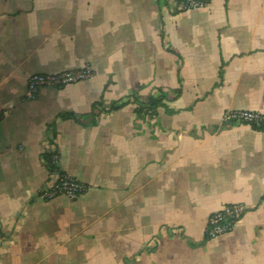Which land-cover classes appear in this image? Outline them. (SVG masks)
<instances>
[{
	"label": "crops",
	"instance_id": "obj_1",
	"mask_svg": "<svg viewBox=\"0 0 264 264\" xmlns=\"http://www.w3.org/2000/svg\"><path fill=\"white\" fill-rule=\"evenodd\" d=\"M84 65L23 100L30 74ZM161 89L152 117L91 123ZM236 109L264 111V0H0V264H264V130ZM44 148L83 193L38 196ZM226 203L245 212L205 238Z\"/></svg>",
	"mask_w": 264,
	"mask_h": 264
},
{
	"label": "built area",
	"instance_id": "obj_2",
	"mask_svg": "<svg viewBox=\"0 0 264 264\" xmlns=\"http://www.w3.org/2000/svg\"><path fill=\"white\" fill-rule=\"evenodd\" d=\"M203 0H186L180 7L184 9L196 8L204 5ZM93 75L90 66L84 65L80 68L62 70L59 72H34L26 79V85L23 93V100L34 99L39 90L43 87H62L72 82L87 79ZM225 119L229 121H245L249 125L259 127L264 126V116L257 114H248L245 111L230 110L225 113ZM52 162L57 163V154L52 155ZM87 189L84 182L77 178L59 171L53 170L49 181L43 186L38 196L43 199H51L58 195H65L69 198H75ZM264 206V193L260 196L259 202ZM245 206L239 203L223 204L218 210L212 212L206 222L205 234L208 238L228 232L233 229L235 224L245 212ZM3 241L2 231L0 229V244Z\"/></svg>",
	"mask_w": 264,
	"mask_h": 264
},
{
	"label": "trees",
	"instance_id": "obj_3",
	"mask_svg": "<svg viewBox=\"0 0 264 264\" xmlns=\"http://www.w3.org/2000/svg\"><path fill=\"white\" fill-rule=\"evenodd\" d=\"M203 1L206 3L209 0H203ZM185 2L186 0H176L177 5ZM179 92H180L179 90H176L175 94L178 95ZM163 97H165V94L162 91V89L159 90V93L157 95L150 94L145 99H139L135 95L134 91H131L128 95H126L127 100H122V98H119L118 100L111 101L106 108L104 106L103 99H101L92 105V110L89 115L91 123L95 122L96 116L99 114V112L102 111L108 113L124 105L127 101H133L137 103V106L135 108V113L137 117H144L145 115L152 117V115H154L155 113V108L162 103ZM59 117L63 119L73 118L75 120L81 121V119L84 118L85 116L80 114H75L72 112H61L59 113ZM260 128H262V126H260ZM53 154H56V151H50L46 148H44L42 151V157L44 158L46 166L50 170H57L58 167H56V164H54L51 159ZM205 238H208L206 234H205Z\"/></svg>",
	"mask_w": 264,
	"mask_h": 264
},
{
	"label": "rangeland",
	"instance_id": "obj_4",
	"mask_svg": "<svg viewBox=\"0 0 264 264\" xmlns=\"http://www.w3.org/2000/svg\"><path fill=\"white\" fill-rule=\"evenodd\" d=\"M236 110H240V111H245L247 112L248 114H257L259 116H264V111H257V110H248V109H236ZM233 121H236V120H233ZM236 122H240V123H244V124H248L247 122L245 121H236ZM249 125V124H248ZM250 126H252L250 124ZM252 127H255V126H252ZM255 128H258V129H261V130H264V126H262V128H259V127H255ZM87 186V185H86ZM69 198V197H68ZM72 199V198H70Z\"/></svg>",
	"mask_w": 264,
	"mask_h": 264
}]
</instances>
